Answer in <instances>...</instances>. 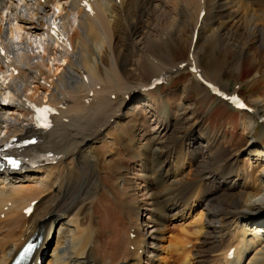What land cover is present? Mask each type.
Wrapping results in <instances>:
<instances>
[{
	"label": "bare ground",
	"instance_id": "bare-ground-1",
	"mask_svg": "<svg viewBox=\"0 0 264 264\" xmlns=\"http://www.w3.org/2000/svg\"><path fill=\"white\" fill-rule=\"evenodd\" d=\"M20 1L25 3L23 10L14 0H0V45L6 51L4 57L0 56V97L7 93L8 101L7 104L0 103V145L11 139H25L36 132L32 129L27 102L63 108L54 117L53 129L40 135L41 142L34 151L36 155L53 153L59 156L55 165H28L24 170L7 175L0 173V264H8L14 251L34 234L42 237V244L33 264H38L42 256L44 261L48 260L47 264H161L156 243L164 239H161L163 234H158L168 228L166 225L171 219L193 212L197 203L208 210L205 227L192 223L187 229H180L185 237L182 235L180 242L170 246L171 252L178 254L177 264H264V152L253 151L251 143L256 137L252 134L245 143L249 149L244 153V161L241 156L228 161L223 153L215 160L211 156L217 146L215 138L203 142L191 133L185 136L186 139L179 140L171 136L169 123L164 125L160 121L155 127H148L145 124L150 123L149 118L143 115L140 134L146 135L148 141L141 146L128 145L131 150L127 154L133 164L142 163L144 172L140 178L148 183L146 195L151 200L153 197L151 205H158L148 217L154 222V232H141L138 201L132 200L128 192L132 184L125 178L130 168L126 162L120 160L108 179L102 177L99 169L95 173L88 172L84 164H79L81 156L92 146L101 139L105 141L104 132L125 125L133 117L131 108L138 98L135 94L140 89H145V95L151 92L147 90L150 80L143 82L142 79L136 83L125 78L123 70L129 60L128 52L135 46L133 39L143 28V18L153 0H87L90 12L80 6L84 0ZM190 1V6L194 5ZM242 1L245 0H198L197 26L202 25V20L207 21L203 23V29L211 25L212 39L219 41L231 33L248 38L263 37L264 9L259 25L254 17L256 14L245 16L239 12ZM251 1L255 4L262 1L264 7V0ZM235 7L238 9L232 12L230 9ZM51 10L57 11L54 17ZM208 11L212 15L207 17ZM55 21L60 25L59 35L67 40L66 45L49 35V23ZM5 26L10 27L12 34L14 31L23 34L19 36L17 46H25V35L33 42L45 37L43 54L12 47V42L5 39ZM191 58L190 66L194 65L201 73L202 81L211 87V82L197 65L196 55ZM10 67L18 74L9 70ZM188 67L178 71L176 66L170 69L162 66L154 77H160L164 72L178 75ZM235 101L231 100L233 104ZM257 102L260 108L264 106L262 100ZM251 110L255 119L261 117L260 109ZM86 121L93 123L83 124ZM133 126L128 127V133L131 134ZM169 136L171 138L163 143L162 139ZM214 142L215 145L210 146ZM196 146L200 151L206 149L203 160H199L202 167L193 180L186 181L187 167L183 166L198 162L193 154ZM153 163H156L155 167ZM75 167L82 171L76 178ZM234 176L237 179L233 180ZM154 182L161 184V195L152 191ZM177 187L186 188L181 197ZM99 188L102 194L92 202L82 201L85 199L81 195L86 189L92 193V189ZM113 193L117 194L119 207L116 208L121 209L125 221L112 207L110 197ZM69 194L74 199L69 200ZM35 200L34 212L26 218L22 211ZM84 212L89 217L82 225L80 217ZM109 220L120 225L115 229L119 240L112 238L106 242L98 235V227ZM130 234H135L133 239ZM147 235L153 236L150 237L152 241ZM149 246L156 251L146 253ZM231 248L233 257L229 258Z\"/></svg>",
	"mask_w": 264,
	"mask_h": 264
},
{
	"label": "rangeland",
	"instance_id": "rangeland-1",
	"mask_svg": "<svg viewBox=\"0 0 264 264\" xmlns=\"http://www.w3.org/2000/svg\"><path fill=\"white\" fill-rule=\"evenodd\" d=\"M14 1L15 5L22 7V10L24 9V1ZM189 1L190 0H153V3L151 4L154 5L150 4L148 7L149 11L146 14L147 16L145 15L143 18V28L133 39L135 46L131 47L132 49L128 52L129 60L126 66L127 68L125 67L123 70L126 76L125 78H128L131 81L133 80L136 83H139L142 79L144 80L143 82H148L151 80L150 78H154L159 72L158 70L160 67L163 66L168 69L171 67L175 68V66H179L182 62H185L190 66L192 60L191 55H196L198 62L197 65H199L198 67L203 71L204 77L209 82L218 85L226 94L236 93L239 97H243L251 109H260L259 115H261V117L264 116V106L260 108L259 106L261 105L257 102L258 99L264 102V36L248 38L247 35L243 36L239 33H231L228 34V37L226 36L227 38L225 37L223 41L212 39V26L207 25V28L203 29V23H206L207 21L202 20L201 28L196 24V19H198L200 14V12L199 14L197 13L196 8L198 7V0H191L195 6H190ZM259 4L260 3L255 4V2L251 0L242 1L241 5L239 4L241 7L239 12L245 16L246 14L249 16H254L256 14L254 16L257 19L256 22L261 25L264 7L262 1L261 4ZM237 9L238 8L235 7L230 10L234 12ZM19 11L20 10H18V12ZM50 12L52 17H54L57 11L51 10ZM215 13L216 12H214V14ZM211 15L212 13L209 11L206 14L207 17ZM260 15H262L261 18ZM4 28L7 33L5 39L7 38L9 43L12 42V47L16 46L17 49L23 48V50L25 49V51L29 53L36 52L38 55L43 54L45 37H42V39L39 38L36 42H33L34 40L31 41L30 36L25 35V46H17L19 36H22L23 34L21 33L22 35H20L16 33V31L12 34L9 26H5ZM30 42H33V45L30 44ZM30 46H33V48ZM140 51H142V54ZM144 53H146V57L143 56ZM145 59L147 61H145ZM148 60H150V62ZM151 63L153 64L152 66ZM177 69L178 71L180 70L179 68ZM201 83L200 80H196L195 76L185 69L178 75H174L172 78L170 77L167 84L159 86L157 89L151 91L150 94L145 95V89H140V91L135 94L138 98L135 101L134 107L131 108L133 117L129 119L130 121L127 120L125 125L123 124L120 127H113L110 128L112 130L109 129V131H106L107 133L104 132L103 135L105 136V141H101V139L98 144L96 143L94 145L95 147L92 146L91 149L83 154L79 160V164H84L87 167L88 172L95 173V171L99 169L98 171L102 173L104 179H108L110 174L112 175L114 171L113 168L119 166L120 160H123L129 165L131 169L129 168V171L126 172L125 178H127V182L132 184L129 187L130 189H128L129 195L132 200L136 199L138 201L137 210L140 208L141 219L139 225L142 233L145 232V230L147 233L154 232V222L153 220L150 221L148 217L152 216V210L155 209L153 207L158 206L157 204L151 205L153 197L151 200L149 195H146L147 192L145 190L148 188V183L140 178L144 172L143 165H140L142 163L133 164L132 161L129 160L130 157L127 154V151L131 150V148L129 150L127 147L128 145H132L133 147L141 146L148 141V139L145 140L146 135H143L142 137L140 134V130H143L141 127L144 121L143 115H146L149 118L150 123L145 124V126L148 125V127H155L160 121H163V123H165L164 125H168L167 123H169L171 136L178 138L179 140L186 139L185 136L191 133L197 138L202 139L203 142L210 140L208 138H215L214 141L216 140L217 146L211 155L215 160L219 158L220 154V157L224 154L227 157L226 159H229L228 161L234 160V158H237L238 156H241L242 161H244V153L249 149V146L245 145V143L251 134L254 138L256 137L251 143L253 151L264 152V127L262 124L257 123L261 117L255 119V115H252V113L248 114L246 112L232 110L229 105H227L228 103L221 102L217 97L210 95ZM6 95L7 93L0 97V103H8V101H6ZM111 98L113 99L114 96ZM133 118L134 122L132 123L131 120ZM87 122L93 123V121H86L83 124H86ZM132 124L134 126L130 134L127 130ZM171 136L164 137L162 142H166ZM65 139L66 138H63V140ZM211 144L212 145L210 146H214L215 142ZM201 148L205 147L201 146ZM170 149L173 148L170 147ZM193 150V154L198 158V162L195 163L196 165L193 163L192 166L190 163H187L185 166L182 165L183 167H187L186 174L184 175L186 181L193 180L192 178L194 177V174L199 172V167H202L200 165L202 161L199 160H203L205 156L204 151L206 149L200 151L198 146H196L195 149L193 147ZM158 155L159 154L157 153V156ZM155 166L156 163H153V167ZM247 166L248 165L246 164V169H248ZM74 170L76 173L74 174L75 178L76 176L79 177L82 175V171H79L77 167H75ZM232 179L234 180L237 178L234 176ZM156 184L157 182H154L152 191L154 190V193L161 195L162 186L159 183ZM109 185L112 186L111 181H109ZM98 190L92 189V193L90 192V194L89 189H86L81 195V198L85 199L82 201H86V203L92 202V199H95L97 195L102 194L101 189L99 188ZM176 190L177 192L179 191V197L186 192V188L184 187H177ZM113 194L110 199L112 207L115 209L116 207H119V201L116 197L117 194ZM70 196L69 200L74 199L73 195ZM219 196L215 197L213 202ZM79 200L81 201L80 198ZM200 205L201 204L198 203L195 204L193 212L188 211L183 216H179V218L171 219L166 225L168 228L158 234H164L161 238L164 239V241L158 240L156 243L159 247V252H157V254L161 260V264H177L178 254L176 255L171 252L170 246L183 239L182 235H184V233L181 232L183 227L187 229L192 223L195 225L198 224L197 226L201 228L205 227L204 220L208 217V210L205 209V206ZM119 210L121 209H117L119 218L122 219V221H125V217L123 214L121 215V211ZM114 214H116V212H114ZM88 217L89 214L87 212H84L81 216L83 225H85ZM199 220L200 222L198 223ZM101 224L102 225L98 227V230L100 231L98 235L103 238V240L109 242L112 238L114 240L115 238L118 239L117 236L115 237L117 233L113 232V230L118 229L120 225L115 222L111 223L110 220L107 223ZM102 230L103 233L101 234ZM150 237L153 236L147 235V239L152 241L150 240ZM93 246L94 244H92V247ZM189 248H191V245ZM150 250L156 251L153 246H149L146 249V253ZM207 251H210V249ZM47 262L48 260L45 261L46 264Z\"/></svg>",
	"mask_w": 264,
	"mask_h": 264
},
{
	"label": "snow or ice",
	"instance_id": "snow-or-ice-1",
	"mask_svg": "<svg viewBox=\"0 0 264 264\" xmlns=\"http://www.w3.org/2000/svg\"><path fill=\"white\" fill-rule=\"evenodd\" d=\"M33 107H35V106H33ZM37 111H38L39 113L42 114V113H44V112L50 111V109H47V108H44V109H37ZM40 118H41L40 116L37 117L38 120H39ZM44 126H47V125H44ZM10 163L13 164L14 166H17V164H18V162L15 161V160L10 161Z\"/></svg>",
	"mask_w": 264,
	"mask_h": 264
}]
</instances>
